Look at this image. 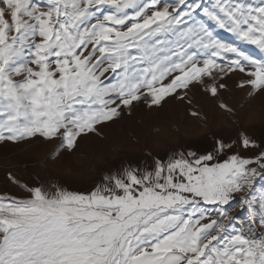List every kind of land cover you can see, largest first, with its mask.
Returning <instances> with one entry per match:
<instances>
[{
	"label": "snow or ice",
	"instance_id": "6c2138e0",
	"mask_svg": "<svg viewBox=\"0 0 264 264\" xmlns=\"http://www.w3.org/2000/svg\"><path fill=\"white\" fill-rule=\"evenodd\" d=\"M220 66L264 91V0H0V142L71 149ZM103 180L0 201V264H264V140L213 138Z\"/></svg>",
	"mask_w": 264,
	"mask_h": 264
},
{
	"label": "rangeland",
	"instance_id": "374dc122",
	"mask_svg": "<svg viewBox=\"0 0 264 264\" xmlns=\"http://www.w3.org/2000/svg\"><path fill=\"white\" fill-rule=\"evenodd\" d=\"M220 35L226 40L234 39L222 30ZM246 78L238 72L229 74L227 67L220 66L178 90L183 99L166 98L169 103L165 110L154 113L152 110H159L160 106L147 107L143 100L135 102L130 109L122 111V120H117L120 114L112 120L116 123H105L107 128L103 134L96 128L77 139L71 149L57 148L60 136L0 142V201L6 202L10 197L27 198L29 193L21 185L37 181L49 196L58 189L86 193L104 183L105 175L120 173L126 167L151 169L156 158L163 162L170 155L181 152L186 155L188 150L211 151L213 138L232 142L243 133L264 140V91L239 87V81ZM154 141L169 144L172 149L155 156L149 150ZM131 149L141 151L135 159L128 160ZM239 151L243 156L253 154L242 148ZM226 158L221 153L217 162ZM101 162L115 163L101 170ZM9 174L21 183H13ZM73 181L91 182L69 184ZM256 187L264 190V181L257 180ZM242 195L236 194L237 200ZM240 213L237 207L234 214Z\"/></svg>",
	"mask_w": 264,
	"mask_h": 264
},
{
	"label": "clouds",
	"instance_id": "9594fccd",
	"mask_svg": "<svg viewBox=\"0 0 264 264\" xmlns=\"http://www.w3.org/2000/svg\"><path fill=\"white\" fill-rule=\"evenodd\" d=\"M168 101H164L163 104L160 105V109H153L152 111L154 113H159L160 110H165L166 106L168 105ZM124 117H123V113H121L120 117L117 118V120H122ZM117 121H110L109 124H112V123H116ZM107 126L102 124V125H98L97 126V132H100L101 134H103V130L106 129ZM89 135H93V134H89ZM172 149V146H170L169 144H166L162 141H154L152 143V145L150 146V151H152V153L155 155V156H158L160 155L161 153H165L169 150ZM141 151V149H131L129 150V154H128V157L127 159L128 160H132V159H135L137 154ZM113 163L115 162H109V163H102L101 162V170H106L110 167L113 166ZM92 181V180H91ZM91 181H87V182H84V181H73L72 183H69V184H87V183H90Z\"/></svg>",
	"mask_w": 264,
	"mask_h": 264
}]
</instances>
